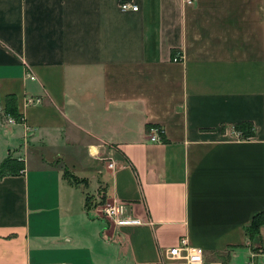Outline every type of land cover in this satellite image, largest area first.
Listing matches in <instances>:
<instances>
[{
  "label": "crops",
  "instance_id": "obj_1",
  "mask_svg": "<svg viewBox=\"0 0 264 264\" xmlns=\"http://www.w3.org/2000/svg\"><path fill=\"white\" fill-rule=\"evenodd\" d=\"M7 96L22 120L0 124V164L23 170L0 179V264L248 247L264 213V0H0V115ZM99 191L141 224L87 209Z\"/></svg>",
  "mask_w": 264,
  "mask_h": 264
},
{
  "label": "built area",
  "instance_id": "obj_2",
  "mask_svg": "<svg viewBox=\"0 0 264 264\" xmlns=\"http://www.w3.org/2000/svg\"><path fill=\"white\" fill-rule=\"evenodd\" d=\"M186 5H192L194 0H183ZM119 9L122 12L126 11H133L136 12L138 10L137 5L133 3H129L126 1H123L119 4ZM173 62H180V56L176 55L172 59ZM29 79L33 80L34 77L29 75ZM40 98H28L26 100L27 105H33L40 103ZM0 115V124L3 121L7 120L11 123H17L19 121H16L15 119L11 118L8 115L4 114V111L1 112ZM22 118V117H21ZM20 118V121L22 120ZM152 135L150 137V140L152 142H160V135L163 133L161 129H152ZM108 168H113V164H108ZM102 213L104 215V218L114 225L115 227H133L138 226L141 224V221L137 218L130 217L126 208V205L119 202H113L112 204H107L103 210ZM262 258H264V235L262 239L261 244V252H260ZM165 258L168 261H175L178 262V264H223L221 262L217 261H204V251L199 247H193L191 246L186 238H181L179 240V243L177 246H174L170 249H168L165 252ZM150 264H157V263H150Z\"/></svg>",
  "mask_w": 264,
  "mask_h": 264
},
{
  "label": "trees",
  "instance_id": "obj_3",
  "mask_svg": "<svg viewBox=\"0 0 264 264\" xmlns=\"http://www.w3.org/2000/svg\"><path fill=\"white\" fill-rule=\"evenodd\" d=\"M4 114L10 116L11 118L19 121L21 116L18 114L16 109L15 98L13 96H7L5 101ZM235 132L240 133V136L244 139L251 138L254 136V128L251 123H240L233 125ZM23 170V163L19 160L13 159L12 157H6L0 164V179L5 176H14L19 174ZM65 178L69 182L78 184L79 180L74 177H69L68 174H65ZM101 204L104 203V196L101 199ZM88 198L86 199V207L88 206ZM264 225V213H256L250 225L244 230V234L248 240L254 241V239L259 236L260 228ZM226 258V257H225ZM228 258V257H227Z\"/></svg>",
  "mask_w": 264,
  "mask_h": 264
},
{
  "label": "rangeland",
  "instance_id": "obj_4",
  "mask_svg": "<svg viewBox=\"0 0 264 264\" xmlns=\"http://www.w3.org/2000/svg\"><path fill=\"white\" fill-rule=\"evenodd\" d=\"M2 123H4V122H2ZM87 192L92 193L93 192V189L88 190ZM102 197H103V195L99 191L98 194H97V201H96V203H94V204L91 203L92 197H89L88 198V204H87V206L89 208H94V210L102 218H104V215L102 213L103 208L107 204H112L115 201L109 202V201L105 200V198H104V203L101 204L100 202H101ZM93 201H95V200H93ZM92 205H93V207H91ZM109 224H111V223H109ZM112 226L115 227L114 225H112ZM263 235H264V225L260 228V234H259V236H257L254 239V241H248L247 242L248 243V245H247L248 247L247 248H249V250L247 248H239V249H237L236 250V253L233 256H231V258H230L229 261H228V258L227 257L226 258L225 257H223V258L222 257H217L216 259H214L212 261L221 262L223 264H264V258H262L261 254H260Z\"/></svg>",
  "mask_w": 264,
  "mask_h": 264
}]
</instances>
